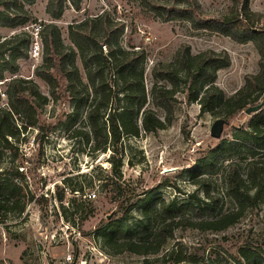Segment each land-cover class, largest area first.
I'll use <instances>...</instances> for the list:
<instances>
[{"label":"trees","instance_id":"obj_1","mask_svg":"<svg viewBox=\"0 0 264 264\" xmlns=\"http://www.w3.org/2000/svg\"><path fill=\"white\" fill-rule=\"evenodd\" d=\"M36 0H0V25L21 27L32 20L24 4ZM149 11L163 21L180 18L194 30H207L230 37L238 43L251 41L258 54L257 73L246 74L244 82L235 92L226 95L215 82L218 71L230 66L226 50L206 49L192 53L190 45L181 43L168 62H156L151 67V85L144 82L145 50L141 46L121 44L124 22L110 18L107 11L95 17L70 24L68 33L73 46L62 42L59 28L49 22L43 24L41 62L34 67V75L45 82L49 96L43 94L32 78L10 76L5 82L6 97L0 105V221L9 212L17 215L25 210L27 183L23 168L15 164L2 165L3 157L15 159L20 154V144L32 128L33 137L40 141L58 127L67 136L88 146L91 153L112 149L114 178L102 179V187L112 186L116 197H121L109 218L102 219L95 233L111 252L129 251L150 255L160 264H264V250L260 246L241 244L235 255L216 256L213 259L185 251L184 246L174 244L169 249L168 237L176 227H190L199 231L221 232L235 224L248 209L264 205V104L250 115L246 126L238 127V133L226 144L221 141L199 157L191 168V177L204 185L205 199L192 196L187 202H165L150 192L125 206L126 184L118 179L123 165V151L116 157V146L123 137L139 136L141 132H154L167 128L174 119V105L178 93L188 101L199 105V112H209L227 122L243 113L248 106L264 100V14L253 11L249 0H233L231 7L216 15L207 12L198 0H139ZM68 3L80 9L81 0H47L45 11L52 19H59ZM32 35L24 29L0 41V81L5 73L15 74L18 60L29 55ZM78 55L84 69L82 78L75 63ZM66 98L71 105L66 118L56 122L39 124L38 109L49 102ZM152 106L163 111L159 116ZM217 119V118H216ZM234 127V126H232ZM246 148L248 156L244 164L238 160L228 162L224 172L225 193L235 207L216 213L218 194L209 188L208 174L224 159L230 149ZM113 175V174H112ZM82 193L83 189H75ZM31 198V197H30ZM62 199V195L58 197ZM138 206L140 217L129 222L131 210ZM189 211L192 218L182 214ZM120 214V215H119ZM157 214H163L154 225ZM120 219H116V216ZM152 233L151 240L143 235Z\"/></svg>","mask_w":264,"mask_h":264},{"label":"rangeland","instance_id":"obj_2","mask_svg":"<svg viewBox=\"0 0 264 264\" xmlns=\"http://www.w3.org/2000/svg\"><path fill=\"white\" fill-rule=\"evenodd\" d=\"M198 1L211 15L228 10L233 3V0ZM46 3L47 0H36L32 4H24L32 16L24 30L33 39L34 34H37L42 42L39 31L43 24L51 22L59 28L62 42L74 47L68 26L107 11L110 18L124 22L121 44L127 46L130 40L145 50L144 82L147 88L152 82L150 71L153 64L170 61L181 43L189 44L192 53L206 49L228 52L231 64L218 71L215 82L226 95L242 86L246 74L259 70V54L251 41L238 43L217 32L194 30L180 18L163 21L139 0H81L79 10L68 3L59 19H52L46 13ZM249 7L264 14V0H249ZM39 24L41 27L36 28ZM20 30L23 29L0 25V41ZM17 62L18 70L15 74L5 73V78L0 81V90L4 91L5 82L14 75L32 78L39 90L49 96L47 84L34 75V67L41 62V56L32 58L28 55ZM75 63L85 80L78 55ZM2 94L0 105L6 102ZM151 107L163 117L162 110ZM70 110L71 105L66 98L57 101L49 99L38 109L39 124L64 120ZM250 115L243 112L230 118L220 138L216 139L210 136V126L218 117L209 112H199L197 103L188 101L183 93H178L174 119L167 128L123 137L116 146V157L123 151V165L118 179L127 187L124 192L128 197L125 206L140 199L144 194H136L143 191L165 202H187L192 196L205 199L204 185L195 183L191 177L192 166L207 149L220 141L226 144L233 139L238 127L247 125ZM36 133L37 128L29 130L26 139L20 144V154L15 159L8 155L3 157L1 166L15 164L23 168L27 183L24 198L28 201L21 214L9 212L0 221V264H160L152 261L155 255H150L148 262H145V256L129 251L111 252L95 233L99 222L111 214L122 199L114 195L112 186L101 185L102 179L111 180L115 177L109 160L113 156L112 149L91 153L89 145L69 138L62 127L50 131L40 141L33 142ZM247 156L248 151L244 147L230 149L208 174L209 188L219 196L216 213L235 207L225 193L224 172L228 162L238 160L244 164L243 158ZM80 187L82 193L75 190ZM59 195H62L61 200ZM119 215L116 216L117 220L120 219ZM182 215L193 219L189 211ZM131 216V223L140 217L138 206L131 210ZM162 216L156 215L153 226L159 224ZM143 238L151 240L152 233L143 235ZM168 242L160 255L174 244L210 259L235 255L237 246L245 243L260 246L264 250V205L256 209L248 208L239 221L221 232L176 227L168 237Z\"/></svg>","mask_w":264,"mask_h":264},{"label":"water","instance_id":"obj_3","mask_svg":"<svg viewBox=\"0 0 264 264\" xmlns=\"http://www.w3.org/2000/svg\"><path fill=\"white\" fill-rule=\"evenodd\" d=\"M263 104H264V100L255 104V105L248 106L244 112L246 114L250 115V114L258 111L263 106ZM226 123H227V121L224 118L215 119L210 126V136L213 138H216V139L220 138V136L223 132L224 125ZM111 215H112V213L108 214L107 218H109Z\"/></svg>","mask_w":264,"mask_h":264},{"label":"built area","instance_id":"obj_4","mask_svg":"<svg viewBox=\"0 0 264 264\" xmlns=\"http://www.w3.org/2000/svg\"><path fill=\"white\" fill-rule=\"evenodd\" d=\"M41 27V25H37L36 28ZM23 29H26V27L24 26ZM41 54V42L38 39V35L34 34V39L32 37V42L30 44V48H29V56L32 58H39ZM4 95V94H2Z\"/></svg>","mask_w":264,"mask_h":264}]
</instances>
